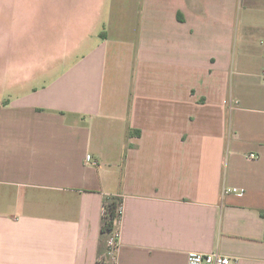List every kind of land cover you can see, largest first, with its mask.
<instances>
[{
    "label": "crops",
    "instance_id": "1",
    "mask_svg": "<svg viewBox=\"0 0 264 264\" xmlns=\"http://www.w3.org/2000/svg\"><path fill=\"white\" fill-rule=\"evenodd\" d=\"M126 1L7 5L0 264H264V0Z\"/></svg>",
    "mask_w": 264,
    "mask_h": 264
},
{
    "label": "rangeland",
    "instance_id": "2",
    "mask_svg": "<svg viewBox=\"0 0 264 264\" xmlns=\"http://www.w3.org/2000/svg\"><path fill=\"white\" fill-rule=\"evenodd\" d=\"M73 2L74 0H0V68L4 65L5 60V20L6 17H8V14L10 13V10H8L7 5H11L13 3L15 16H17L18 13H25V16L23 14V20L20 21V24L23 23L25 24V26L28 24L29 27L30 23L28 21H25L26 18H29L30 20L34 21H39L40 23H44L45 25H47L49 21H52L51 19L53 17V13H56V16H59L60 12L62 11L61 8H67ZM121 2L127 4L126 0H89L88 3L94 9L93 12L96 13H99L100 10H95V8L98 7V5L102 4L104 8L102 10V17L106 19L108 17V13H110V11H108L110 7L114 6L115 10L119 11V9L122 7ZM19 28L20 25L17 24L15 29ZM122 72L121 69L117 70V77H119V79L120 77H123ZM1 82L2 80L0 78V92L2 91Z\"/></svg>",
    "mask_w": 264,
    "mask_h": 264
},
{
    "label": "built area",
    "instance_id": "3",
    "mask_svg": "<svg viewBox=\"0 0 264 264\" xmlns=\"http://www.w3.org/2000/svg\"><path fill=\"white\" fill-rule=\"evenodd\" d=\"M250 158H253V155H250ZM87 160H90V157L87 156ZM102 215H106V210L102 209ZM121 211L120 208L117 210V218L114 221V226L117 228L120 221ZM117 238L118 235L116 231L108 238L107 241V252L106 257L108 263L114 262L115 252L117 248ZM186 264H231V261L228 257L217 254V253H196L189 252L186 257Z\"/></svg>",
    "mask_w": 264,
    "mask_h": 264
},
{
    "label": "trees",
    "instance_id": "4",
    "mask_svg": "<svg viewBox=\"0 0 264 264\" xmlns=\"http://www.w3.org/2000/svg\"><path fill=\"white\" fill-rule=\"evenodd\" d=\"M120 207V200L118 198H111L104 204L106 215H102L101 234L110 235L115 231L114 221L117 218V210ZM260 216L264 219V211L260 212Z\"/></svg>",
    "mask_w": 264,
    "mask_h": 264
}]
</instances>
